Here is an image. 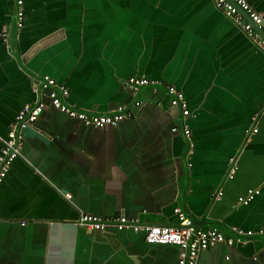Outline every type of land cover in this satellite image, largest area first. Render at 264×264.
Returning a JSON list of instances; mask_svg holds the SVG:
<instances>
[{
    "label": "crops",
    "instance_id": "1",
    "mask_svg": "<svg viewBox=\"0 0 264 264\" xmlns=\"http://www.w3.org/2000/svg\"><path fill=\"white\" fill-rule=\"evenodd\" d=\"M247 1L264 15V0ZM25 7L17 31L14 1L0 0V153L45 75L68 87L66 103L79 110L111 114L135 100L142 107L117 127L97 129L48 106L24 131L0 185V264H178L177 247L148 244L143 232L89 231L77 226L82 213L174 227L181 207L201 230L264 229V52L212 0H25ZM131 77L162 87L134 94L124 88ZM167 85L184 91L194 113L186 120L193 152L172 133L183 119ZM232 156L238 171L229 179ZM250 190L259 194L240 202ZM217 191L221 199L212 198ZM245 242L217 245L198 264H264V235Z\"/></svg>",
    "mask_w": 264,
    "mask_h": 264
},
{
    "label": "built area",
    "instance_id": "2",
    "mask_svg": "<svg viewBox=\"0 0 264 264\" xmlns=\"http://www.w3.org/2000/svg\"><path fill=\"white\" fill-rule=\"evenodd\" d=\"M213 1L216 7L239 26L257 47L264 50V18L262 14L254 10L247 0ZM14 4L15 25L17 31H20L24 27L26 20L25 1L14 0ZM245 16L248 17L250 22L246 21ZM260 29L263 31L262 33L259 32ZM9 35V29L4 27L2 33L4 41H7ZM150 86L156 89L157 87H162V84L142 77H131L124 83V88L134 94L142 88ZM32 90L36 94L38 101L34 105L23 107L17 113L14 121L9 124V133L3 142L0 153V185L7 177L12 164L20 157L24 131L37 122L48 106L65 114L70 119L81 122L86 127L97 129L117 127L121 122L132 116L134 109L142 107V103L135 100L132 106L118 105L111 114H96L79 110L66 103V99L70 94L68 87L57 82L49 75L43 76L38 83L33 85ZM165 92L169 97L170 106L179 109L183 119L181 127H173L172 133L182 134L186 140L191 141L192 131L186 121L190 117L191 111L185 101L184 93L171 85L165 87ZM161 105V103L158 104V106ZM256 120L257 115L253 117V121L256 122ZM257 132L258 130L254 128L253 133ZM237 171V159L231 158L229 160L228 178L233 179ZM258 194V190H250L247 197H241L239 200L244 204H248ZM223 195V191H217L212 197L221 199ZM174 212L179 220V225L174 227L145 226L137 220L129 219L125 215L102 218L89 213L81 214L77 226L92 232H105L110 227L115 228L118 232H143L148 244L177 247L179 249L178 264H198L200 255L217 245L223 244L227 247H234L236 244L246 243V240L256 235H264V229L253 231L234 227L231 236H227L222 230L217 228L207 231L201 230L194 225L185 211L177 207Z\"/></svg>",
    "mask_w": 264,
    "mask_h": 264
},
{
    "label": "water",
    "instance_id": "3",
    "mask_svg": "<svg viewBox=\"0 0 264 264\" xmlns=\"http://www.w3.org/2000/svg\"><path fill=\"white\" fill-rule=\"evenodd\" d=\"M14 1V0H13ZM25 1V0H24ZM212 3H213V5H214V7L218 10V11H220L221 13H223L220 9H218L217 7H216V5H215V3H214V1L212 0ZM25 10H26V7H25ZM224 14V13H223ZM224 16L226 17V18H228L225 14H224ZM263 18H264V15H263ZM228 19H230V18H228ZM245 19H246V21H248V22H250L249 21V19H248V17L247 16H245ZM230 21H232L231 19H230ZM232 23L235 25V27L236 28H238V30H240L242 33H244L242 30H241V28L239 27V26H237L233 21H232ZM24 27H25V25H24ZM259 32L260 33H262L263 31L260 29L259 30ZM244 35H246L245 33H244ZM246 37L250 40V42H251V44L254 46V47H256V48H259V47H257L254 43H253V41L246 35ZM261 50H263V49H261ZM263 52H264V50H263ZM144 78V77H143ZM128 81V80H127ZM171 86H175V85H171ZM177 89H179L177 86H175ZM33 89V88H32ZM180 91H182L183 93H184V91L183 90H181V89H179ZM184 95H185V93H184ZM185 101L187 102V99H186V96H185ZM187 104H188V102H187ZM118 105H121V104H118ZM118 105H116L115 106V108L118 106ZM25 107V106H24ZM190 110V109H189ZM17 115V114H16ZM16 115H15V117H16ZM192 116H194V113L191 111V115H190V117H192ZM15 117H14V119H15ZM254 117V116H253ZM14 119H13V121H14ZM13 121H11V122H13ZM188 124V123H187ZM189 125V124H188ZM190 127V126H189ZM191 129V128H190ZM192 131V130H191ZM248 133H249V131H248ZM248 133H247V135H248ZM192 145V146H191ZM189 146H191V150H192V152H193V150L195 149V143H194V141H193V138L191 139V141H189L188 142V147ZM187 155H190V154H188L187 153ZM186 155V156H187ZM191 157V156H190ZM231 158H235V156H232V157H230L229 158V160L231 159ZM229 160H228V163H227V166L229 167ZM189 167H191L193 164H192V162H189ZM235 177V176H234ZM214 194V193H213ZM213 198V197H212ZM178 208H180V209H182L183 211H185L186 213H187V215H188V217L192 220V222L194 223V225L196 226V220L193 218V216H191L190 215V213H188L187 212V210H186V208L184 209V208H181V207H178ZM197 228H198V226H196ZM210 230V229H209ZM228 230V229H227Z\"/></svg>",
    "mask_w": 264,
    "mask_h": 264
}]
</instances>
